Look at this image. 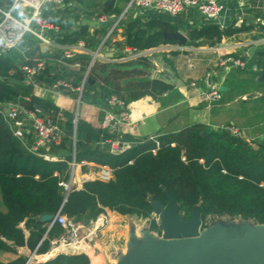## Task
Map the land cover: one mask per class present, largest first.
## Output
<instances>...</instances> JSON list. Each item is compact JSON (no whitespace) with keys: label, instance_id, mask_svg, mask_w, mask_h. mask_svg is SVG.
<instances>
[{"label":"trees","instance_id":"16d2710c","mask_svg":"<svg viewBox=\"0 0 264 264\" xmlns=\"http://www.w3.org/2000/svg\"><path fill=\"white\" fill-rule=\"evenodd\" d=\"M102 1L66 0L63 7L44 10L41 19L61 29L58 43L85 41L87 47L93 49L108 30L104 27L91 32L88 23H83V20L103 13H120L117 7L101 9ZM175 30L177 27L159 20H131L125 28L127 39L124 45L145 50L160 43L174 42L166 39L165 32ZM236 32L231 28L205 25L190 31L188 44L208 42L214 45L223 36ZM27 43L33 48L29 50L30 60L47 56L37 41L26 39L23 44ZM81 60L84 64L81 71H84L89 63L85 58ZM26 62L12 52L0 53V88L6 95H0V100L21 102L27 107L37 105L58 109L51 99L34 95L33 87L25 83L21 66ZM130 64L96 61L90 71L95 83L85 84L82 99L94 91V102L105 101L112 94L127 102L129 98L124 92L137 91L147 85L131 80L134 76L140 78L145 74L141 69H131ZM97 71L103 74L96 76ZM58 78L71 80L78 86L83 75L62 67L56 68L55 72L50 65L38 77L40 81L47 82ZM124 79L127 80L126 85L123 84ZM154 83V88L161 91L170 88L159 80ZM27 97L29 100H26ZM130 98L135 97L130 95ZM65 114L68 119L63 141L60 145L51 146L48 151L59 156L58 160H47L32 153L0 115V194L6 208V211L0 210V250L14 251L17 246L28 245L38 254L48 252L51 240L61 235L63 228L55 224L49 230L50 222L42 221V215H57L62 210L70 218L90 224L109 209L149 220L153 214L152 202L166 204L170 196L176 199L181 218H190L198 213L204 220L227 216L264 224V147L256 150L225 130H212L196 124L178 133L157 136L160 148L156 152L153 151L157 146L154 140L126 137L133 145L123 153L114 154L102 148L100 143L115 135L101 128L95 129L81 119L75 129L73 114L67 111ZM74 142L79 162L108 165L114 169L113 178L108 181L91 180L82 188H73L67 193L60 182L68 179V160L72 158ZM28 144H31L30 141ZM151 227L160 231L155 219L151 220ZM25 230L30 232L28 237ZM27 260L20 257L16 261L0 264H26ZM40 264H91V260L85 253H61Z\"/></svg>","mask_w":264,"mask_h":264},{"label":"crops","instance_id":"0c3cea01","mask_svg":"<svg viewBox=\"0 0 264 264\" xmlns=\"http://www.w3.org/2000/svg\"><path fill=\"white\" fill-rule=\"evenodd\" d=\"M105 1L103 0L101 4ZM222 1L224 10L217 22H210L194 9H189L176 16L135 8L124 14L128 1L122 0H116L115 5L111 7L119 8L120 13L112 15L103 13L107 16L106 21H100V16L83 20V23H88L90 31L93 32L95 29L104 27L109 30L116 19L122 17L117 28L103 46V56L96 61L109 64L131 63V69L137 68L144 71L145 76H140V78L134 76L131 80L144 82L147 85L137 91L124 92V95L129 98L127 103L132 117V124L124 126L121 131L120 137L124 142L132 146L133 142L126 140V137L148 139L151 136L178 133L196 124L205 125L212 130H217L223 125L234 124L242 131V139L254 149L259 150L264 147V83L258 81L264 69V1ZM131 20L143 22L159 20L168 23L177 27L175 31H180L188 40L183 45H180L178 41L170 40L174 42L160 43L145 50L129 48L124 45L127 39L125 28ZM205 25H216L222 29L231 28L238 32L223 36L214 45L208 42L189 45L190 31ZM61 32V29L56 26L45 31L46 37L51 40L49 45H41V40H36L37 44L47 53L44 58L49 59V66L51 65L55 72L56 68L61 69L62 67L64 70L81 72V75H84L89 69L90 52L79 56L80 68L74 67L72 62L59 61L63 48L71 45L58 43L57 38ZM167 33L170 32H165V37ZM106 35L92 50L100 46ZM229 54L241 58L246 63L245 67L228 69L222 65L220 61ZM84 58L89 64L86 70L81 71L84 65L81 59ZM91 69L89 79L92 82H88L94 84L95 80L90 75ZM96 74V76H101L103 73L97 71ZM156 80L170 85V88L166 91L155 89L154 81ZM192 81H198L199 88L192 87L190 85ZM38 82L39 87L32 86L34 95L54 101L53 95L46 90L52 82L39 79ZM123 84H127L126 79L123 80ZM214 87L220 89L222 97L219 102L209 107L206 102L202 101L199 94L200 91H209ZM93 94L94 91H90L89 97L83 98L85 102L82 113L78 110L82 99L78 102L76 93L62 97L59 103L64 106L65 113L66 111L72 113L74 119L77 117V124L81 119L93 128L100 129L103 118L102 108L106 100L94 102L92 101ZM130 95L135 98H130ZM67 119L64 123L65 131ZM77 124L74 122L75 129ZM45 151L48 152L50 149ZM51 156L59 159V156ZM97 168L98 164L91 162L84 167V172L94 171ZM0 210L6 211L2 204L1 194ZM103 214L109 218L105 227L97 233L96 237L85 242L81 250L72 252L73 254H87L91 264H126L133 250L147 244L149 237H159L158 231L151 227V220L156 216L154 214L149 220L122 215L109 209ZM143 220L145 224H142ZM25 233L27 237L30 235L28 230H25ZM59 236L54 237L51 244ZM46 237L47 234L44 239ZM14 249V251L0 250V262L9 263L20 257H26L28 259L26 264H40L58 255L52 250V246L48 252L43 254L31 250L28 245L17 246Z\"/></svg>","mask_w":264,"mask_h":264},{"label":"built area","instance_id":"2783aa9c","mask_svg":"<svg viewBox=\"0 0 264 264\" xmlns=\"http://www.w3.org/2000/svg\"><path fill=\"white\" fill-rule=\"evenodd\" d=\"M65 1L0 0V53L4 54L22 50L24 41L30 36L41 40L45 45L51 44V40L46 37L45 31L52 29L53 26L43 21L41 15L44 10L50 7H63ZM133 8L159 12L171 16H176L189 9H194L210 22H217L224 10V3L222 0H128L124 14ZM18 9L28 11L30 17L21 19L15 16L13 13ZM121 18H117L113 25H111L106 37L96 49H89L85 41H79L63 48L59 60L63 63L72 62L74 67L80 68L81 61L79 56L87 52H90L91 59L89 69L83 75L80 85L76 86L71 80L58 78L46 89L53 95L58 109L47 110L37 105L27 107L20 102H2L0 100V115L4 117L13 134L32 153L47 160H58L45 150L50 149L51 146L60 145L65 136L64 123L66 122L67 116L64 106L59 103V100L66 95H70V93H76L77 101H81L85 84L89 81V70L96 59L103 56V46L117 28ZM106 19L107 16L104 14L99 17V20L102 22L106 21ZM26 60L27 62L21 66V70L25 76V82L28 85L39 87L38 77L48 68L50 64L49 59L36 58L30 60L26 58ZM220 62L228 69L232 67L244 68L246 65L241 58L231 54L225 55ZM190 85L194 88H199L198 81H192ZM199 95L202 101L206 102L209 107L219 102L222 97L220 89L217 87L209 91H200ZM26 100H29V97ZM102 111L103 118L100 128L115 135V137L103 140L100 143L101 147L114 154L123 153L131 147L129 143L124 142L120 137L122 128L132 124L131 111L128 103L119 95L112 94L106 99ZM74 122L77 124V117L74 119ZM217 130H225L233 137L243 138L242 131L234 124L223 125ZM149 139L156 142V149L153 150L156 152L160 148L158 137L151 136ZM28 141L31 144H28ZM75 142L72 158L68 160V179L60 182L67 193L73 188H82L84 183L91 180L99 179L108 181L113 178L114 169L108 165H98L97 170L84 172V167L88 166L91 162H79L77 160ZM108 219L106 214H101L95 221H92L90 224H85L70 218L62 210L59 211L49 227L52 228L55 224H59L63 228V233L52 241V250L57 252V254L72 253L81 250L85 242L96 237L97 233L105 227ZM154 219L158 221L157 216H154Z\"/></svg>","mask_w":264,"mask_h":264},{"label":"water","instance_id":"95a60500","mask_svg":"<svg viewBox=\"0 0 264 264\" xmlns=\"http://www.w3.org/2000/svg\"><path fill=\"white\" fill-rule=\"evenodd\" d=\"M116 0H106L101 9L111 8ZM167 39L180 45L188 38L180 31L166 34ZM175 78V77H174ZM92 82L91 79H89ZM264 83V69L258 77ZM205 134V132H204ZM162 236L147 239L148 243L133 250L126 264H257L264 263V226L246 236H237L220 246L207 245V235L202 232V217L194 213L187 221L180 217L176 199L152 202ZM56 215H42L41 220L52 222ZM264 225V224H263Z\"/></svg>","mask_w":264,"mask_h":264},{"label":"rangeland","instance_id":"374dc122","mask_svg":"<svg viewBox=\"0 0 264 264\" xmlns=\"http://www.w3.org/2000/svg\"><path fill=\"white\" fill-rule=\"evenodd\" d=\"M8 1V0H7ZM3 5V4H2ZM5 7H8L6 5H3ZM15 16L21 18V19H27L30 17V14L28 11H21V10H15L13 13ZM29 41L38 40L37 38L30 36L27 38ZM33 43V42H32ZM41 45H44L43 43ZM33 49L32 46H30L29 43L23 44L22 50H16L12 51V55H16L21 59L30 58L29 50ZM17 52V53H15ZM19 54V55H18ZM20 60V59H18ZM0 95L5 97L6 95L2 92V89L0 88ZM84 102L83 99L79 103L78 110L80 113H82L84 108ZM190 218H183L187 221H189ZM145 224L144 220L142 224ZM145 226V225H144ZM263 224L254 223L251 220H245L240 217H209L207 220H204L202 218V232L207 235V245L220 246L223 244V242L231 240L236 238L237 236H246L253 230H258L263 228ZM157 232V231H156ZM158 236H162V231H158ZM253 264H257L254 262ZM264 264V263H263Z\"/></svg>","mask_w":264,"mask_h":264}]
</instances>
